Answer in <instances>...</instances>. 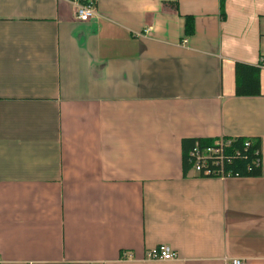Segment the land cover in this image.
Here are the masks:
<instances>
[{
  "label": "crops",
  "instance_id": "1",
  "mask_svg": "<svg viewBox=\"0 0 264 264\" xmlns=\"http://www.w3.org/2000/svg\"><path fill=\"white\" fill-rule=\"evenodd\" d=\"M90 1L0 0V264H264V0ZM221 137L260 140L262 174L184 170Z\"/></svg>",
  "mask_w": 264,
  "mask_h": 264
},
{
  "label": "trees",
  "instance_id": "2",
  "mask_svg": "<svg viewBox=\"0 0 264 264\" xmlns=\"http://www.w3.org/2000/svg\"><path fill=\"white\" fill-rule=\"evenodd\" d=\"M223 0H221V7ZM224 14H221V18ZM185 33L191 35L193 33L192 18L186 19ZM236 88L237 96H256L260 94L259 84V67L247 65L243 63L235 64ZM214 140L212 139H183L182 140V157L183 168L185 171L190 169L188 164V152L195 143L200 146H207ZM248 142L245 145V142ZM225 161L223 162V170L231 177H257L262 174L261 161V144L260 140L254 138L234 137L224 148Z\"/></svg>",
  "mask_w": 264,
  "mask_h": 264
},
{
  "label": "built area",
  "instance_id": "3",
  "mask_svg": "<svg viewBox=\"0 0 264 264\" xmlns=\"http://www.w3.org/2000/svg\"><path fill=\"white\" fill-rule=\"evenodd\" d=\"M78 21L85 22L95 16L93 2L90 0H70ZM234 138V137H233ZM231 138H217L207 146H200L195 143L194 147L188 152V164L190 170L199 176L207 177H231L223 170L225 161L224 148ZM247 139V138H246ZM248 142H245L247 145ZM176 257L175 252L165 244L157 245L146 252L145 259L152 261H168ZM130 258L128 252L122 253V259ZM225 264H244L242 259L232 258Z\"/></svg>",
  "mask_w": 264,
  "mask_h": 264
}]
</instances>
